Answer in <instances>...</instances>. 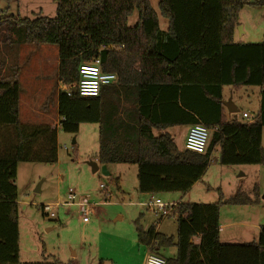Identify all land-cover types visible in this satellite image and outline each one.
<instances>
[{"label":"trees","instance_id":"trees-1","mask_svg":"<svg viewBox=\"0 0 264 264\" xmlns=\"http://www.w3.org/2000/svg\"><path fill=\"white\" fill-rule=\"evenodd\" d=\"M52 1L53 18H0V32L10 33L18 45L57 48L59 128L76 135L81 124L97 125L95 159L101 166H136L139 194L185 195L213 162V151L221 166L264 165V42L233 41L239 11L247 5L264 7V0H159L166 31L149 0ZM134 11L138 19L130 27ZM96 58L117 81L103 87L97 98L79 97L73 92L78 68ZM18 74L13 71L0 80V264H20L17 165L57 162L56 128L19 121ZM224 87L259 89V111L252 123L225 119ZM194 125L211 131L202 155L179 151L163 132ZM113 183L118 188V179ZM217 192L214 204L176 205L171 215L175 239L155 233L154 226L144 231L135 221L137 242L162 258L160 251L175 248L173 258H164L166 264H264V225L256 242L219 241L221 206L252 201L241 191L226 200Z\"/></svg>","mask_w":264,"mask_h":264},{"label":"rangeland","instance_id":"rangeland-1","mask_svg":"<svg viewBox=\"0 0 264 264\" xmlns=\"http://www.w3.org/2000/svg\"><path fill=\"white\" fill-rule=\"evenodd\" d=\"M149 2L157 14L160 29L164 30L168 23L159 16V0ZM55 14L56 5L52 0H0V18H32L37 15L53 18ZM137 19L138 13L134 11L128 18V26H134ZM14 40L10 33L0 32V80L13 71H19L21 114L24 116L22 121L36 120L28 118L29 103H34L35 109L46 113L48 118H54L56 108L52 98L55 100L54 95L58 90L57 48L18 45ZM233 41L244 44L264 42V7L247 5L239 11ZM24 85L29 91L34 87L35 90H41L36 99H32L36 101L29 100ZM223 98L225 102L230 100L239 110L236 114L227 112L230 121L248 123L259 111L257 88L241 87L235 91L225 88ZM243 111L249 115L248 119L242 117ZM182 130L177 127L169 131L179 150L184 148L185 136ZM56 132V163L17 165L14 184L17 189L19 263L141 264L146 249L137 242L134 222L138 221L144 228L155 223L160 214L139 205L145 199L136 193L137 167L109 165L106 167L109 176L101 173L102 166L95 159L98 150V126L95 124H81L76 135L66 134L59 128ZM261 145L264 148V128ZM217 158L218 153L213 151V162L187 194L172 195L177 196L182 203L214 204L219 199L217 190L224 200L238 191L245 193L252 204L221 206L219 218L224 226L220 238L223 243L242 244L232 241L234 235L242 229L232 223L246 218L255 226L249 228L248 238L254 240L249 242H256L258 227L264 225V165L221 166L214 161ZM90 162L96 164V173H92ZM115 178L119 179L118 188L113 183ZM38 185L37 193L35 189ZM69 190L75 195L74 204H85L84 209L88 210L86 215L75 205L63 206ZM161 199L163 204H170ZM44 205L54 206V218L43 215L41 207ZM83 218L86 222H83ZM161 225L163 233L175 237L176 225L172 216L163 218ZM160 255L168 258L172 253L162 251Z\"/></svg>","mask_w":264,"mask_h":264},{"label":"built area","instance_id":"built-area-1","mask_svg":"<svg viewBox=\"0 0 264 264\" xmlns=\"http://www.w3.org/2000/svg\"><path fill=\"white\" fill-rule=\"evenodd\" d=\"M113 76L114 79L105 81L103 77ZM117 81V77L111 73H105L101 69V62L99 58H96L90 64H82L78 68V82L74 88L75 93L82 98H97L100 95V92L103 87L110 86ZM70 96V93H68ZM244 119H248L249 115L246 113L242 114ZM211 131L206 129L201 125L190 126L187 134L184 139V149L186 151L202 155L206 152ZM101 189H104V186L100 185ZM66 203L63 206L75 205L79 208L84 215L88 213V210L84 209L85 204L78 202L73 203L75 200L74 193L69 190L66 195ZM177 204H163L159 199L151 197L146 203L142 204L143 207L160 214L161 218L170 217L174 213V208ZM54 206L44 205L41 207V210L44 215L49 218H54ZM83 222H86V219L83 218ZM143 264H166L164 258L148 253Z\"/></svg>","mask_w":264,"mask_h":264},{"label":"crops","instance_id":"crops-1","mask_svg":"<svg viewBox=\"0 0 264 264\" xmlns=\"http://www.w3.org/2000/svg\"><path fill=\"white\" fill-rule=\"evenodd\" d=\"M168 27V26H167ZM167 30V28H165L164 30H162V31H166ZM235 43V42H234ZM58 61V60H57ZM19 87H20V85H19ZM138 88V84H136V89ZM225 88H228L229 90H231V91H235V90H237V89H234V88H232V87H224L223 89H222V97H223V90L225 89ZM36 88L34 87V89L32 90V91H29L28 90V87L26 86V85H24V91H25V93L27 92V95H28V97H29V100L30 101H36V100H32L33 98L34 99H36V96L38 95V94H40L41 93V90H35ZM52 89H53V92L55 91V86L54 87H52ZM239 89V88H238ZM37 91V92H36ZM57 93V92H56ZM21 94V93H20ZM135 95H137V91L135 92ZM45 97V96H44ZM54 97H55V100H54V98H52V100L54 101V106H55V108H56V116L54 117V118H48L47 117V114L46 113H43V112H40V111H38V109L36 110L35 109V104L33 103V104H30L29 103V105H28V114H29V119H34V118H36V120H35V122H31L32 120H28V121H26V120H24V121H22L21 120V118L23 117L24 118V116L21 114V105H22V101H21V95H19V121H20V123L21 124H23V125H27V126H33V125H48V126H50L51 128H59V117H58V115H57V103H56V94L54 95ZM223 101L225 102V99L223 98ZM136 108H137V104H136ZM238 110V109H237ZM239 111V110H238ZM246 114L247 112L246 111H243L242 112V114ZM228 113H227V111H226V109H225V112H224V116H225V119L226 120H229V118H228V115H227ZM258 114V113H257ZM257 116V115H256ZM256 116H254L253 117V119L256 117ZM22 118V119H23ZM47 118V119H46ZM253 119H251L248 123H252V121H253ZM230 121V120H229ZM177 127H179V128H182L183 130V133H184V136L187 134V131H188V129H189V127L190 126H172V127H169V128H166L163 132L164 133H167L168 135H170L169 134V131H171L172 129H175V128H177ZM60 129V128H59ZM154 133H157V132H155L154 131ZM171 136V135H170ZM172 137V136H171ZM176 146V145H175ZM177 147V146H176ZM178 149V148H177ZM179 150V149H178ZM182 150H184V148L183 149H180L179 151H182ZM99 164V163H98ZM112 165H116V164H112ZM107 166H109V165H106L105 167H107ZM137 176V175H136ZM115 179H118V178H115ZM137 181V180H136ZM118 183H119V179H118ZM198 183V182H197ZM197 183H195L193 186H192V188L191 189H193L194 188V186H196V184ZM136 189H137V186H136ZM136 193H138L137 192V190H136ZM139 194V193H138ZM161 194H163L162 195V199L163 200H165V201H168V202H170V204H178V203H181V200L180 199H178V197L176 196L175 197V195H172V193H170V195H166V194H164V193H160V194H139L140 195V197L141 198H144L145 200H144V202H142V203H139V205L141 206V208H144L145 210H148L147 208H145V207H143L142 206V204H144V203H146L151 197H155V198H159V199H161L160 198V195ZM161 199V200H162ZM148 211H151V210H148ZM152 212V211H151ZM169 218V217H168ZM162 220H163V218H159V219H156V221H154L155 223H153V224H149V225H147V227H142V229L144 230V231H146L149 227H151V226H154V229H155V233H159V234H161V235H164V236H166V237H172V238H174L175 239V237H176V230H175V237L173 236V235H170V236H168L167 234H165V233H163L162 231H161V228H162V225H161V222H162ZM152 223V222H151ZM175 225H176V221H175ZM232 225H236L237 227H239V228H242L241 229V232H239L238 234H235L234 235V237H235V239L234 240H232L233 242H237V243H242V244H245V243H250L249 242V228H250V226H251V229L253 228V227H255L253 224H250L249 223V221H248V219H244V220H240V221H238V222H234V223H232ZM223 226L224 225H222L221 224V221H220V218H219V241L221 242V243H223L222 241H221V238H220V235H221V230H222V228H223ZM258 229H259V227H258ZM232 238L231 239H233V236H231ZM252 237H253V235H252ZM228 241V240H227ZM250 241H254V240H250ZM196 242V241H195ZM228 242H224V244H227ZM163 251H169V252H171L172 253V255H171V257H168V258H173L175 255H176V249L175 248H170V249H166V250H163ZM162 251H160L159 253H161ZM149 252L146 250L145 251V254H144V256H143V259H142V262H141V264H143V262H144V258H145V256L148 254ZM166 259V258H165Z\"/></svg>","mask_w":264,"mask_h":264},{"label":"water","instance_id":"water-1","mask_svg":"<svg viewBox=\"0 0 264 264\" xmlns=\"http://www.w3.org/2000/svg\"><path fill=\"white\" fill-rule=\"evenodd\" d=\"M73 92H75L74 89H73ZM223 107H224V108L226 109V111H227L228 113H230V114H236V113H238L237 108L234 107V106L232 105V103H231L230 100H228L227 102H223ZM72 144L74 145V140H72ZM89 166H90V168H91L92 173H96V172L98 171V168H97V166H96L95 163L90 162V163H89ZM101 173H102L104 176H106V177L109 176V173L106 171V167H105V166H102V168H101ZM35 192H37V193L39 192V185L36 187Z\"/></svg>","mask_w":264,"mask_h":264},{"label":"clouds","instance_id":"clouds-1","mask_svg":"<svg viewBox=\"0 0 264 264\" xmlns=\"http://www.w3.org/2000/svg\"><path fill=\"white\" fill-rule=\"evenodd\" d=\"M103 79L105 81H108V80L114 79V77L113 76H105V77H103Z\"/></svg>","mask_w":264,"mask_h":264}]
</instances>
